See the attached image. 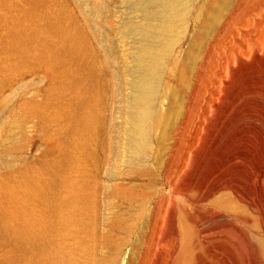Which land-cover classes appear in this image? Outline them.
I'll return each mask as SVG.
<instances>
[{"label": "rangeland", "instance_id": "rangeland-1", "mask_svg": "<svg viewBox=\"0 0 264 264\" xmlns=\"http://www.w3.org/2000/svg\"><path fill=\"white\" fill-rule=\"evenodd\" d=\"M136 2L0 0V221L10 222L0 227V264H40L47 250L68 264H171L185 242L191 264L235 263L245 223L224 204L256 168L264 135V79L253 83L257 96L248 86L264 78L260 0L224 10L189 68L194 10L157 101L168 110L176 86L179 113L165 137L153 131L143 155L126 135L140 39L131 28L145 21ZM247 46L251 57L240 53ZM177 62L186 86L169 75ZM253 193L261 209L245 227L264 244L259 182ZM28 215L39 235L25 226Z\"/></svg>", "mask_w": 264, "mask_h": 264}, {"label": "bare ground", "instance_id": "bare-ground-1", "mask_svg": "<svg viewBox=\"0 0 264 264\" xmlns=\"http://www.w3.org/2000/svg\"><path fill=\"white\" fill-rule=\"evenodd\" d=\"M239 1L240 0H203L201 4H196L197 0H137V5H139V7L145 11V21L143 22V24H141V26L138 27L135 24V26H132L131 28L137 34H140V39L139 45L137 46L136 50L134 61L135 64L131 68V70L134 69L136 71V75L132 82L133 90L129 95V127L126 129L128 143L135 154L143 155L151 147V136L156 128H161L163 136L165 137L170 125L174 122L175 117L179 113L178 107L180 104V97L176 86L171 85L167 89V97H169L170 99V108L168 110L164 111L159 108L157 101L160 96L159 91L163 78L162 76L172 54V50L177 45V43L182 40L187 22L189 21L191 15L194 13V10V18L196 20L197 27L194 31V34L192 35L185 61L188 62L189 68L192 62L195 61V59L198 57L201 41H203L202 39H204V36L208 37V32L213 28L215 23H220V19L224 10L228 9L232 5L234 6ZM258 4L259 8L264 11V0H260V3ZM258 6L255 8H258ZM154 18L157 19V21H153L152 19ZM148 31H154L155 33H157L158 39L156 43L148 41V36L151 35V33H149ZM253 49L254 48H252L251 46H247L246 49H242L240 53L242 55L251 57L253 55ZM262 59H264V57H262ZM244 65L246 64H243V67ZM258 65L256 67L264 69V61L261 62V67ZM169 75L174 76L177 82L180 83V85L186 86L188 81L184 63L177 62L173 67V73L170 72ZM253 78L248 79V86L250 87L251 96L254 97L257 96L258 90L255 89L253 83L262 82L264 78L258 75H255ZM251 84L253 86L252 90ZM259 143V153H257L258 155H256L257 157L255 160L256 168H248V176L247 178L242 179L241 192L239 196L234 195V197H232L228 204H224V206L230 207L232 210L239 211L240 214L237 216V219L239 221H242V223H245V225H248L251 222L253 213H259V210L261 209L257 208L256 204H259V202L256 203L253 198V194H255L253 193V190L257 182L260 183V190L263 194L262 196L264 199V135H262V137L259 139ZM52 172L53 171L51 169L46 168L44 173L48 177ZM27 186L35 188L34 178L28 177ZM24 191L25 190H23V192ZM229 192L233 194L234 190L230 189ZM216 201H218V199H216ZM256 201H258V199ZM64 217L65 219H67V216ZM73 217L74 213L71 214L68 218L71 219ZM232 219L234 220V218ZM237 219H235V221ZM26 220L27 222L25 226L29 230L30 234L35 236L39 235V230L37 228V223L34 216L28 215ZM235 221L232 222L235 223ZM3 224L4 226L8 227L10 225V222L7 219H3L0 221V227ZM245 225L243 226L242 224L243 227L239 225L242 228L241 238L240 242L234 244L236 248L235 253L232 256L235 263L232 261L231 262L234 264H264V244H262L260 240L258 243V239H256L255 235L250 232L248 227H245ZM233 230L235 231V229ZM5 240L8 241V239L6 238L4 239V241ZM10 241L12 242L11 238ZM232 250H234V248H232ZM176 252V250H173L171 259L172 261H170L171 264H191V258L189 256V243L185 242L183 248H181V250L177 252L178 254H176ZM253 252H257L259 258H261L262 260L261 263H258L256 261ZM51 254L52 252L48 250L47 253L44 252L41 256L42 261L40 264H42L45 260L50 264H68V261L66 259H62L61 255L57 256ZM222 260L225 261V259Z\"/></svg>", "mask_w": 264, "mask_h": 264}]
</instances>
